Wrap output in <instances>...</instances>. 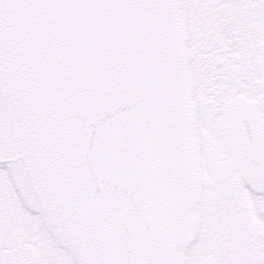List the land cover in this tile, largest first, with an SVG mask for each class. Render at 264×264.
Here are the masks:
<instances>
[{"label":"snow or ice","instance_id":"1","mask_svg":"<svg viewBox=\"0 0 264 264\" xmlns=\"http://www.w3.org/2000/svg\"><path fill=\"white\" fill-rule=\"evenodd\" d=\"M0 264H264V0H0Z\"/></svg>","mask_w":264,"mask_h":264}]
</instances>
